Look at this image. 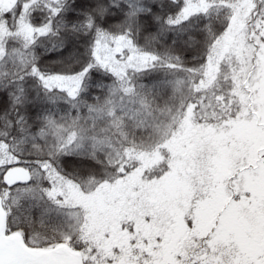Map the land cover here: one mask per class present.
I'll list each match as a JSON object with an SVG mask.
<instances>
[{
  "label": "snow or ice",
  "instance_id": "snow-or-ice-1",
  "mask_svg": "<svg viewBox=\"0 0 264 264\" xmlns=\"http://www.w3.org/2000/svg\"><path fill=\"white\" fill-rule=\"evenodd\" d=\"M0 264H264V0H0Z\"/></svg>",
  "mask_w": 264,
  "mask_h": 264
}]
</instances>
